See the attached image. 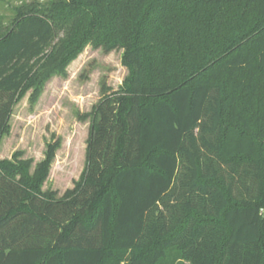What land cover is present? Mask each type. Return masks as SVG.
<instances>
[{
	"label": "trees",
	"instance_id": "1",
	"mask_svg": "<svg viewBox=\"0 0 264 264\" xmlns=\"http://www.w3.org/2000/svg\"><path fill=\"white\" fill-rule=\"evenodd\" d=\"M0 32V140L86 44L127 69L72 188L42 190L58 140L0 160V264H264V0H54Z\"/></svg>",
	"mask_w": 264,
	"mask_h": 264
},
{
	"label": "rangeland",
	"instance_id": "2",
	"mask_svg": "<svg viewBox=\"0 0 264 264\" xmlns=\"http://www.w3.org/2000/svg\"><path fill=\"white\" fill-rule=\"evenodd\" d=\"M52 1L0 0V30L7 29L22 13L43 10ZM122 55L123 50L104 53L86 44L70 62L67 74L52 77L35 103H29V93L21 97L12 111L9 130L0 140V160H10L14 152L21 151L33 161L32 172L44 158L47 144L58 140L59 149L42 190L62 195L72 188L84 168L90 124L79 116L89 113L98 102L102 81L113 90L122 84L127 76Z\"/></svg>",
	"mask_w": 264,
	"mask_h": 264
}]
</instances>
